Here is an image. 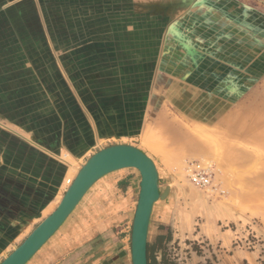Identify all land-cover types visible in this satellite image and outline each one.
I'll list each match as a JSON object with an SVG mask.
<instances>
[{
	"label": "rangeland",
	"instance_id": "rangeland-1",
	"mask_svg": "<svg viewBox=\"0 0 264 264\" xmlns=\"http://www.w3.org/2000/svg\"><path fill=\"white\" fill-rule=\"evenodd\" d=\"M23 1L0 0V38L89 36L53 42L74 54L65 64L79 139L92 145L102 131L92 151L134 143L156 163L160 191L168 190L156 204L168 209L149 232L157 261L264 264V0H27V10ZM50 14L41 25L39 15ZM17 132L0 119V190L21 201L19 183L9 181L24 178L10 166L24 159ZM83 142L78 153H54L67 167L61 194L91 153ZM196 174L211 184L199 188Z\"/></svg>",
	"mask_w": 264,
	"mask_h": 264
},
{
	"label": "crops",
	"instance_id": "crops-1",
	"mask_svg": "<svg viewBox=\"0 0 264 264\" xmlns=\"http://www.w3.org/2000/svg\"><path fill=\"white\" fill-rule=\"evenodd\" d=\"M24 1L26 4L23 8L27 10L29 5L27 0ZM154 5L155 3L150 5L152 13L146 12L150 17L156 15L153 12L156 8ZM67 6L69 9L82 8L84 12L91 8L76 6L75 2H67ZM139 6L147 10L149 5ZM51 14L46 18L39 15L41 25L51 23ZM54 16L57 17L58 14L54 12ZM86 17L83 25L90 24V18L87 20ZM83 19L72 17L68 21L75 24ZM43 34H25L20 40L16 38L14 44L5 31L0 38V42H3L0 48V119L18 130L17 133L24 141V145L20 147L25 152L19 165L10 162V166L24 177L23 180H9L19 183L15 189L20 192L22 200L6 189L0 190V263L56 209L49 213L52 206H58L64 194H61V189L66 185L62 178L67 167L62 165L64 162L59 157H54V153L77 152L76 148H80L84 141L79 139L80 123L76 122L74 109L75 91L67 75L73 68L69 70L65 64L69 61V56H72L70 61L73 59L74 54L69 48L65 51L55 49L53 42L84 41L89 40V36L77 32ZM44 37L49 41L50 49L41 43L45 41ZM65 44L63 46L67 47L68 44ZM12 45L16 47L11 48ZM97 54L98 58L106 56L104 50ZM70 64L67 63V66L71 67ZM83 111L85 113L84 109ZM88 121L95 131L93 122ZM101 133L102 131L94 136L92 145L83 142V148L91 150L84 157V163L101 149L92 151L98 143L96 141H100V135L106 136ZM57 141H61L59 148ZM34 153L39 156L35 158L36 156H32ZM43 153L53 155L56 161L49 160ZM75 173L76 170L73 176ZM140 182L141 176L135 169L120 170L99 180L64 226L28 264L129 263ZM167 209V204L155 205L152 221L162 217Z\"/></svg>",
	"mask_w": 264,
	"mask_h": 264
},
{
	"label": "water",
	"instance_id": "water-1",
	"mask_svg": "<svg viewBox=\"0 0 264 264\" xmlns=\"http://www.w3.org/2000/svg\"><path fill=\"white\" fill-rule=\"evenodd\" d=\"M135 169L141 176L140 192L131 234L132 264H149L148 243L154 204L164 200L159 172L153 159L135 145L116 143L99 149L78 170L57 208L0 264H28L64 226L88 191L105 176Z\"/></svg>",
	"mask_w": 264,
	"mask_h": 264
},
{
	"label": "built area",
	"instance_id": "built-area-1",
	"mask_svg": "<svg viewBox=\"0 0 264 264\" xmlns=\"http://www.w3.org/2000/svg\"><path fill=\"white\" fill-rule=\"evenodd\" d=\"M192 181L197 185L199 188H207L211 184L210 177H207L203 174H196L191 176ZM72 180H67V183L70 184Z\"/></svg>",
	"mask_w": 264,
	"mask_h": 264
},
{
	"label": "trees",
	"instance_id": "trees-1",
	"mask_svg": "<svg viewBox=\"0 0 264 264\" xmlns=\"http://www.w3.org/2000/svg\"><path fill=\"white\" fill-rule=\"evenodd\" d=\"M159 242H162V238L158 239ZM159 247L157 246H151L150 244H148V262L149 264H168L167 260L164 258H162L161 262L157 261V258L154 256V252L156 251V249H158Z\"/></svg>",
	"mask_w": 264,
	"mask_h": 264
},
{
	"label": "bare ground",
	"instance_id": "bare-ground-1",
	"mask_svg": "<svg viewBox=\"0 0 264 264\" xmlns=\"http://www.w3.org/2000/svg\"><path fill=\"white\" fill-rule=\"evenodd\" d=\"M245 121V120H244ZM252 126V125H251ZM249 127V126H248ZM264 127V126H263ZM258 132V131H257ZM155 163V162H154ZM156 164V163H155ZM156 167H157V165H156ZM157 171L159 172V170H158V167H157ZM72 180V179H71ZM191 180H193L192 179V177H191ZM73 182V181H72ZM90 191V190H89ZM88 191V192H89ZM87 195V194H86ZM159 201H162V200H159ZM159 201H157L155 204H154V207H155V205L159 202ZM154 207H153V210H154ZM152 215H153V213H152Z\"/></svg>",
	"mask_w": 264,
	"mask_h": 264
}]
</instances>
